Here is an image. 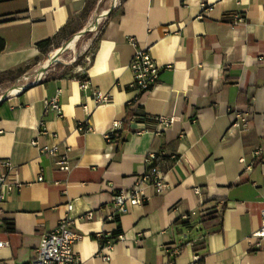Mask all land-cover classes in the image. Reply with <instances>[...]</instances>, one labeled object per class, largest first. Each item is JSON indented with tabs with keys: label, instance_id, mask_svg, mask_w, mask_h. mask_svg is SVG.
<instances>
[{
	"label": "crops",
	"instance_id": "obj_1",
	"mask_svg": "<svg viewBox=\"0 0 264 264\" xmlns=\"http://www.w3.org/2000/svg\"><path fill=\"white\" fill-rule=\"evenodd\" d=\"M90 2L0 0V179L11 172L21 184L2 204L0 264H33L43 235L67 218L83 235L75 264H264V238H253L264 226V155L253 157L264 140V0H125L101 14L86 47L90 64L63 63L36 83L49 66L39 43L94 11ZM137 49L163 69L140 97L145 119L134 125ZM95 92L111 101L98 106ZM58 93L62 119L45 113ZM159 118L176 121L158 133ZM115 122L124 140L109 143ZM83 124L92 130L81 133ZM34 141L58 145L59 156L41 154ZM149 152L168 161L161 195L139 181ZM63 157L70 171L60 169ZM134 188L145 202L110 221L115 192ZM119 230L123 239L110 243Z\"/></svg>",
	"mask_w": 264,
	"mask_h": 264
},
{
	"label": "built area",
	"instance_id": "obj_2",
	"mask_svg": "<svg viewBox=\"0 0 264 264\" xmlns=\"http://www.w3.org/2000/svg\"><path fill=\"white\" fill-rule=\"evenodd\" d=\"M120 5L121 3L118 2V0L114 1V7ZM100 18H103L102 15L100 16ZM239 21H241L240 18ZM99 23L100 22L98 21V25ZM132 41L133 39H131V42ZM64 52H62L61 54H63ZM87 60L88 64H90L91 58H87ZM130 69L134 77V81L131 87L134 88L139 95L135 102L129 105L130 110L133 112L131 122L136 125L138 121L145 119V117L139 114L138 110L135 109V107L137 106V103L142 95L152 91L159 84L163 68L152 57L149 49H137L135 55L131 60ZM78 70L82 73L85 71V68L79 66ZM45 76L46 74L43 73L42 79ZM40 80V77L36 79V81ZM82 88L85 91H88L90 89V83L87 79L82 83ZM94 97L95 102L98 106L107 104L111 101L110 95L103 94L101 92H95ZM45 113H54L61 119L64 117L59 93L54 98L46 101ZM237 117L245 121L244 117H241V115H238ZM175 121V118H159L158 122L160 125V129L157 132L160 133L163 130L167 129L168 127L173 125ZM234 126H240L238 121L235 122ZM79 130L81 133H88L92 130V128L87 124H83ZM39 131L40 134L48 133V130L43 121L40 123ZM121 133V123L115 122L111 129V132L106 136L107 142L112 143L114 141H117L121 136ZM54 137H56V135H54ZM33 145L39 147L37 141H34ZM39 149L41 154L46 155L59 156L60 153V147L58 145L52 147H39ZM263 155L264 140L262 141L261 145L254 151L253 157L257 160ZM242 161L244 162L245 159H242ZM145 163L147 165V172L145 173V175L139 178V181L151 185L155 189L157 194H163L164 191H166L168 188L164 172V167L167 165L168 161L156 152H149L145 157ZM58 165L63 171L71 170V165L66 157H63ZM247 170H252L251 164L247 167ZM38 181L42 182L43 178L39 177ZM20 187L21 184L16 180L15 175H13L11 172L0 179V226L3 225L2 219L4 210L2 208V204L6 200V193L18 190L20 189ZM145 200L146 197L139 188H134L131 190H120L115 192L113 202L110 205L112 213L108 216V219L110 221L118 220L121 216L127 214L131 207L142 205ZM68 208L70 213L74 212V205L72 203L68 206ZM220 215H223V209L220 211ZM73 224L74 222L72 221V219L67 218L62 221L55 229L43 235L33 264H75L77 258L74 249L77 243L83 239V235L77 232ZM253 238H264V226L253 234ZM122 239L123 235H120L118 237V240ZM110 243H115V240H112ZM6 245L7 243L0 242V249L5 247ZM255 245L259 246L258 241ZM173 253L174 256L180 255L181 249L176 247L173 249ZM102 259L108 262L111 260V256L102 254ZM196 259L200 260V257L197 256Z\"/></svg>",
	"mask_w": 264,
	"mask_h": 264
},
{
	"label": "rangeland",
	"instance_id": "obj_3",
	"mask_svg": "<svg viewBox=\"0 0 264 264\" xmlns=\"http://www.w3.org/2000/svg\"><path fill=\"white\" fill-rule=\"evenodd\" d=\"M114 1L115 0H91L90 6H93L92 10L94 11L92 12L90 11L88 14H84L78 17L77 19H75L70 29L56 40L55 45L51 47L50 51L46 55V62H47L48 60H51L53 58L52 55L53 52L63 49L64 47H66L67 49L63 54L57 57L56 61L54 60L50 64V66L48 67V71L49 69L59 68V66L63 63H67L68 67L72 68L78 59L82 60L81 62L82 66H86L88 64L87 58L92 57L93 46L92 48L90 47L86 51V47L87 45L90 44V41L89 39L84 38L85 37L84 32L89 31V33H91L93 37L98 35L104 20H101L99 25L98 23H96L95 28H93L94 23L96 19L100 17L101 14H103L104 10H108L110 6L114 5ZM118 2L121 3V0H118ZM81 28H83V30L78 33L80 34L79 37L76 38L78 35L76 34L74 37H72L71 40H69V36L72 34L74 29H81ZM71 43H73V46L71 48H68L67 46ZM48 71L45 73L46 76ZM33 80L34 78H31L30 82H32Z\"/></svg>",
	"mask_w": 264,
	"mask_h": 264
},
{
	"label": "trees",
	"instance_id": "obj_4",
	"mask_svg": "<svg viewBox=\"0 0 264 264\" xmlns=\"http://www.w3.org/2000/svg\"><path fill=\"white\" fill-rule=\"evenodd\" d=\"M124 2H125V0H121V4H123ZM120 6H121V5H120ZM90 11H91V8H89V6H88L87 9H86L85 14H88ZM114 13H115V9H113L112 12L108 15L107 20L111 19V18L114 16ZM82 30H83V28L79 29V30L76 31V32H72V34L69 36V40H71L72 37H74L76 34H78L79 32H81ZM66 32H67V31L64 30L62 34L57 35L56 37H54V38H52V39H47V40H45V41L39 43V47H40V49H41L44 53H48V52L50 51L51 47H53V46L55 45L56 40H57L58 38H60V37H61L64 33H66ZM84 38L91 39V38H93V35H92L91 33L88 32V33L85 34V37H84ZM97 42H98V38L95 39V41H94V46H96V43H97ZM5 46H6V45H5V41L2 40V39H0V54L5 50ZM81 62H82V60H81V59H78V60L76 61V63L74 64V66H73L72 68H70V69H74V68H76L78 65H81ZM4 76H5L4 74H0V84L4 83V82L1 80V78L4 77ZM86 79H87V78H86ZM86 79H85V80H86ZM83 80H84V79H82V81H83ZM138 113L141 114V115L143 114L142 108L139 107V109H138ZM132 116H133V112H132L131 110H129V113H128V119L131 120ZM128 122H129V121H128ZM118 140H119L120 142L124 140V139L122 138V133H121V136L119 137ZM120 235H123V233H122L121 230H119V231L117 232V235H115V237H113V238H111V239H113V240L116 241V240H118V237H119ZM108 242H109V239H102V243H103L104 245H106Z\"/></svg>",
	"mask_w": 264,
	"mask_h": 264
},
{
	"label": "bare ground",
	"instance_id": "obj_5",
	"mask_svg": "<svg viewBox=\"0 0 264 264\" xmlns=\"http://www.w3.org/2000/svg\"><path fill=\"white\" fill-rule=\"evenodd\" d=\"M98 21H99V22L101 21V18H100V17H98V18L96 19L93 28L96 27V23H98ZM79 35H80V34H78L76 38H78ZM72 46H73V43L69 44L67 47H68V48H71ZM62 52H63L62 49L53 52V54H52V55H53V58H52L51 60H48V61L45 63V65H46V66H47V65H50L54 60L57 59V57L59 56V54L62 53ZM41 74H43V71H42V70H41L40 75H39L38 77L42 76Z\"/></svg>",
	"mask_w": 264,
	"mask_h": 264
},
{
	"label": "water",
	"instance_id": "obj_6",
	"mask_svg": "<svg viewBox=\"0 0 264 264\" xmlns=\"http://www.w3.org/2000/svg\"><path fill=\"white\" fill-rule=\"evenodd\" d=\"M112 10H113V9H111V10L107 13L106 17L112 12ZM87 32H89V31H85L84 34H86ZM62 50H63V52H64V51H66L67 49H66V47H64ZM60 54H61V53H60ZM60 54H59V56H60ZM56 60H57V59H56ZM56 60H55V61H56ZM49 66H50V65H49ZM49 66H47V67H45V68L42 69L43 73H46V72L48 71V67H49ZM38 82H40V81H37L36 83H38Z\"/></svg>",
	"mask_w": 264,
	"mask_h": 264
}]
</instances>
